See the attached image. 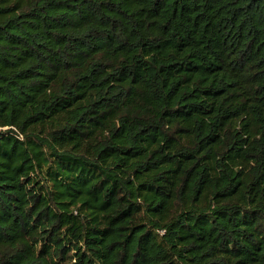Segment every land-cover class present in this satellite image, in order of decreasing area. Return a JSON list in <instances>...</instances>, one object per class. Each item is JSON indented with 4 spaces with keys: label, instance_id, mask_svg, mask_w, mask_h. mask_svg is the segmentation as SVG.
<instances>
[{
    "label": "trees",
    "instance_id": "16d2710c",
    "mask_svg": "<svg viewBox=\"0 0 264 264\" xmlns=\"http://www.w3.org/2000/svg\"><path fill=\"white\" fill-rule=\"evenodd\" d=\"M0 264H264V0H0Z\"/></svg>",
    "mask_w": 264,
    "mask_h": 264
}]
</instances>
